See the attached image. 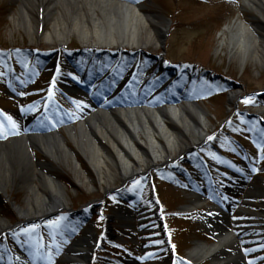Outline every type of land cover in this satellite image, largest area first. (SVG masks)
Masks as SVG:
<instances>
[{"label":"rangeland","instance_id":"rangeland-1","mask_svg":"<svg viewBox=\"0 0 264 264\" xmlns=\"http://www.w3.org/2000/svg\"><path fill=\"white\" fill-rule=\"evenodd\" d=\"M139 3L143 5L145 12L158 17L160 22L168 24L169 27L163 43L144 46V51L136 57H140L142 62L147 55L159 57L158 62L164 61L167 65L178 67L181 75L180 78L176 77L171 87L163 89L158 97L145 94L127 100L159 102L165 105L185 100L194 102L204 110L210 137L206 144L182 155V159L157 166L144 177H136L126 185L116 178L115 185L112 183V189L108 191H104L94 174L87 172L93 186H82L75 183L70 171L63 169L58 172L68 206L80 208L78 214L70 215L76 228L70 236H66V246L72 244V238L91 234L95 238L92 264H183L182 258L189 256L197 242L213 244L214 236L202 222L203 216L215 207L213 201L210 200L187 213V208L193 201L185 193L186 188L181 186L180 180L188 182L186 175L191 173L208 174L211 164V167L215 166L217 169L221 166L217 161L219 154L215 151V146L220 145L223 138H230L226 132H232L236 141L239 140L247 152H255L253 156H248V160H245V153H242V157L238 156L243 158L242 165L245 168L235 174V185L240 192L231 196L241 204L239 210H233L232 216L236 221L242 220L248 224L240 229H264L260 225L264 221L259 219V215L264 212V129L257 125L264 124V59H255L252 54L256 49H250L245 60L241 62L238 53L230 51L231 35L228 30V27L232 28L236 23L243 22L255 35L264 37V8L258 7L260 15L244 6L242 0H141ZM16 9L15 0H0V141L19 136L22 130L31 134L50 132L53 129L64 132L63 126L68 123L60 108L57 109L61 113L59 117H47L48 101L53 100L48 90L52 88L56 89L54 92L60 103L74 109L73 104L53 84L56 81L65 87L55 75L57 68L53 62L59 57L62 74L70 73L71 67L65 56V49H88L75 33H71L62 48H58L56 43L48 45L40 36L34 35L32 38L25 28L14 24L13 15ZM30 15L35 17L36 11H30ZM222 40L224 43L220 45ZM49 49L56 50L51 54L47 51ZM140 69L145 70L143 66ZM165 73V78H169L171 72ZM8 77L11 80L17 77L22 82L17 84L18 90L9 89L11 83ZM249 100L251 102H246ZM29 103L36 105L32 114L40 118L27 123V119L19 120L16 116L19 111L27 109L26 104ZM81 104L77 102L78 106ZM85 105L83 109L87 111L91 105ZM54 110L56 109L50 110L49 114ZM249 123L253 125L250 126ZM255 134L259 136L258 143L252 139ZM184 141L189 145L194 143L190 138ZM229 149L234 150L233 147ZM252 161L254 164L249 165ZM224 170L232 173L226 166ZM217 177L219 182L223 179L221 173H217ZM250 184L261 188L263 195L247 201L245 191ZM113 188L119 189L115 191ZM13 192L14 194L8 196L2 193L0 197V217L11 225L7 229L10 242L18 237L19 232L35 237L39 242L40 234L43 233L47 237V243L33 247L27 256L33 260V264H61L65 257H59L54 246L60 248L64 242L56 243L53 236L55 228L62 225L66 211L24 223L26 219L16 209L18 199H21L19 205L24 206V192ZM130 193L137 196V202L141 201L139 203L150 209V217L120 220L113 227L115 223L112 211L116 209L118 201L122 200L121 196L126 197ZM155 195H158L159 200L155 199ZM126 199L135 201L134 198ZM242 203L249 205L243 207ZM214 209L217 213L218 209ZM86 217L87 220H84ZM81 221L83 223L79 226ZM123 222H127L128 226L123 227ZM116 234H124L125 238L122 240L117 236L114 239ZM117 240L125 242V247L113 243ZM0 251L2 252L1 249ZM7 252L4 257L6 259L10 258V253ZM53 253L56 257L53 255V261L50 262V255Z\"/></svg>","mask_w":264,"mask_h":264},{"label":"bare ground","instance_id":"bare-ground-1","mask_svg":"<svg viewBox=\"0 0 264 264\" xmlns=\"http://www.w3.org/2000/svg\"><path fill=\"white\" fill-rule=\"evenodd\" d=\"M15 2L14 24L25 28L32 38L37 35L48 45L56 43L60 45L58 48H62L71 33H75L84 46L101 50L107 57H116L115 53L120 48L134 50L150 43H163L169 27L158 17L145 12L141 3L128 0ZM242 3L259 14L258 7L264 8V0H242ZM32 10L36 11L35 17L30 15ZM228 30L230 51L238 53L241 62L250 49H256L252 54L255 59H264L263 36L255 35L243 22L228 27ZM223 43L224 40L220 45ZM125 54L131 55L129 52ZM127 60L119 59L116 63L120 66L128 62L129 65ZM161 67L163 70L176 69L165 62ZM94 73L90 64L83 73L86 76L84 82L95 81ZM112 77L111 74L108 79H112L111 92L120 94L126 88L128 78ZM108 80L103 84L109 85ZM171 82L169 80L167 84ZM149 85L153 87L151 83ZM51 104L56 106V102ZM207 127L204 110L186 100L160 106L146 102L94 108L80 119L68 122L63 126L64 132L53 129L0 141V197L2 193L6 196L14 194L13 190L24 192V206L19 205L21 199H18L17 212L27 221H37L68 208L59 171H70L75 183L82 186H93L88 173L94 174L104 191H108L112 189V183L115 185L116 178L125 185L135 177H144L160 163L168 164L177 155L186 154L193 145L207 141ZM186 138L194 144L189 145L184 141ZM245 195L249 201L263 193L257 185L250 184ZM200 204L195 199L188 209ZM203 218L205 227L214 232L215 242L210 245L197 242L189 252L190 257L198 260L208 258L212 264H243L240 252L247 242L239 236L249 234L250 230L240 229L248 224L242 220L232 223V219L223 212L210 211ZM259 219L264 221V212ZM7 225L0 217V230ZM94 241L91 234L75 238L64 252L66 259L61 264H92ZM19 251L25 250L19 248ZM27 259L22 256L25 264H33Z\"/></svg>","mask_w":264,"mask_h":264},{"label":"trees","instance_id":"trees-1","mask_svg":"<svg viewBox=\"0 0 264 264\" xmlns=\"http://www.w3.org/2000/svg\"><path fill=\"white\" fill-rule=\"evenodd\" d=\"M233 137H235V135L232 133ZM227 143L226 142H223V146H229V142H232V139L231 138H227Z\"/></svg>","mask_w":264,"mask_h":264},{"label":"snow or ice","instance_id":"snow-or-ice-1","mask_svg":"<svg viewBox=\"0 0 264 264\" xmlns=\"http://www.w3.org/2000/svg\"><path fill=\"white\" fill-rule=\"evenodd\" d=\"M246 102H251L250 100L249 101H246ZM10 119V118H9ZM210 139H214V138H210ZM25 231H27V230H25Z\"/></svg>","mask_w":264,"mask_h":264}]
</instances>
